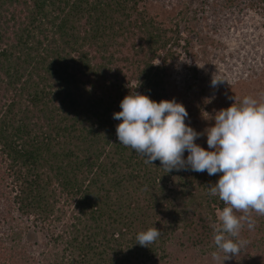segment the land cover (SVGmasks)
Here are the masks:
<instances>
[{"label": "trees", "instance_id": "obj_1", "mask_svg": "<svg viewBox=\"0 0 264 264\" xmlns=\"http://www.w3.org/2000/svg\"><path fill=\"white\" fill-rule=\"evenodd\" d=\"M147 1L0 0V205L9 180L18 221L0 236V246L10 245L8 261L34 260L31 238L22 236L28 222L64 244L61 254L46 252L43 264H143L163 255L179 229L199 244L214 238L216 211L225 205L208 186L220 174L167 173L117 139L122 121L113 114L123 98L137 91L164 100L165 64L188 49L178 30L139 8ZM119 60L136 64L135 89L119 78ZM65 202L72 228L53 239ZM251 219L248 255L264 264V216ZM152 227L160 237L137 244V234Z\"/></svg>", "mask_w": 264, "mask_h": 264}, {"label": "rangeland", "instance_id": "obj_2", "mask_svg": "<svg viewBox=\"0 0 264 264\" xmlns=\"http://www.w3.org/2000/svg\"><path fill=\"white\" fill-rule=\"evenodd\" d=\"M249 1L148 0L146 5L139 7L145 8L165 29L178 30L183 44L184 41L188 42L186 52L181 49L177 60L165 64L167 82L164 100L175 99L181 103L188 112L185 123L198 133L214 126L211 117L216 112L230 107L235 102L239 104L246 96L264 102V0H254V5ZM122 55L127 56L132 63L136 60L129 51L126 53L124 50ZM155 63L158 64V60ZM116 65L119 78H123V82L135 89L136 64L130 66L129 63L119 60ZM213 79L221 82L213 86ZM4 101L6 100H1ZM195 143L205 150H211L208 148L206 136L202 135ZM2 168H5V165L0 162L1 173ZM8 182L9 180L2 183L0 236L10 226L18 223L14 218L17 217L12 202L14 193L7 185ZM65 204L63 213L57 215L58 220L51 225L55 229L53 239L57 234L65 239L72 228H69L73 222L72 208L67 202ZM235 214L243 215L240 212ZM253 214L254 212L251 213V218ZM5 217L7 220L4 221ZM247 223V220L242 221L239 234V239L244 241H248L245 238L248 233ZM218 224L217 219L215 226ZM26 226L29 230L23 232L22 236L29 235V239L31 238L30 241L27 239L30 247L28 252L34 259L29 264H43L46 252L61 254L64 248L61 241L53 244L49 242L48 234L32 229L29 222ZM66 229L68 230L65 231ZM188 234L181 229L174 231L165 246L164 254L143 264H223L224 253L219 252L218 260L212 257V253L217 251L214 238L199 244L193 240L191 232ZM261 246L264 248V245ZM5 249H10L7 242L0 246V264H19L14 259L8 261ZM252 250L251 246L246 244L238 255L224 261V264H257L255 261L258 258L253 259L248 255ZM52 260L53 257H50L49 263ZM44 264L48 263L45 261Z\"/></svg>", "mask_w": 264, "mask_h": 264}, {"label": "clouds", "instance_id": "obj_3", "mask_svg": "<svg viewBox=\"0 0 264 264\" xmlns=\"http://www.w3.org/2000/svg\"><path fill=\"white\" fill-rule=\"evenodd\" d=\"M221 82L212 80L213 86ZM121 111L113 119L119 144L130 147L145 163L159 160L165 171L188 170L220 174L209 187L210 196L224 203L217 209L218 226L214 225V244L224 253V261L238 255L247 241L239 239L242 221L254 228L251 213L264 216V102L246 96L237 104L215 113L214 126L198 133L185 123L186 108L173 100L155 102L137 91L130 92L120 103ZM207 137L205 150L195 141ZM185 151L188 152L184 158ZM243 213L237 216L235 213ZM160 230L149 228L137 234V244L148 247L160 237Z\"/></svg>", "mask_w": 264, "mask_h": 264}]
</instances>
